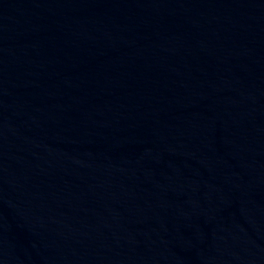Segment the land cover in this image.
<instances>
[{
  "label": "water",
  "instance_id": "obj_1",
  "mask_svg": "<svg viewBox=\"0 0 264 264\" xmlns=\"http://www.w3.org/2000/svg\"><path fill=\"white\" fill-rule=\"evenodd\" d=\"M0 264H264V0H86L2 76Z\"/></svg>",
  "mask_w": 264,
  "mask_h": 264
}]
</instances>
